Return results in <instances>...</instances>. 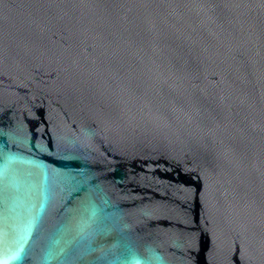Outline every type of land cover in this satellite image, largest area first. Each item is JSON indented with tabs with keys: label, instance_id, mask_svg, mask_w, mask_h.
Wrapping results in <instances>:
<instances>
[{
	"label": "water",
	"instance_id": "1",
	"mask_svg": "<svg viewBox=\"0 0 264 264\" xmlns=\"http://www.w3.org/2000/svg\"><path fill=\"white\" fill-rule=\"evenodd\" d=\"M0 264H264V0H0Z\"/></svg>",
	"mask_w": 264,
	"mask_h": 264
}]
</instances>
